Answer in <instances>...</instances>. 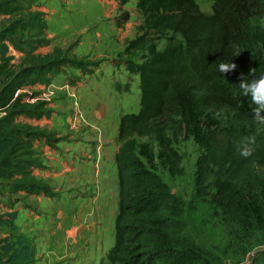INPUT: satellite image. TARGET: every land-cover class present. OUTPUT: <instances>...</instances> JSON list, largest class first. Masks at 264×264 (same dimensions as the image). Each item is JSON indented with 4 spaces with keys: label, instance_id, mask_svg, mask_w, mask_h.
Listing matches in <instances>:
<instances>
[{
    "label": "trees",
    "instance_id": "obj_1",
    "mask_svg": "<svg viewBox=\"0 0 264 264\" xmlns=\"http://www.w3.org/2000/svg\"><path fill=\"white\" fill-rule=\"evenodd\" d=\"M115 1L123 7L130 0ZM210 1L211 13H206L196 0H134L142 22L123 54L127 69L139 77V109L119 121L118 211L106 255L110 264L200 263L201 249L186 232L184 201L157 173L158 164L171 176L184 173L174 147L181 139L192 138L199 147L196 197H209L227 224L264 232V123L254 119L256 105L239 88L242 78H252L250 69L264 72V31L251 24L264 12V0ZM128 19L123 12L118 25ZM159 39L166 41L162 49ZM137 55L140 62L132 59ZM221 62L236 68L221 73ZM46 66L25 68L0 87V111L6 110L0 116V180L21 176L13 191L48 193L28 179L33 133L15 125L10 113L19 105V96L13 99L16 89L40 79ZM251 137L254 144H248ZM246 144L253 148L247 157L241 155ZM16 216V211L0 213V226L14 229ZM32 261L20 235L0 247V264Z\"/></svg>",
    "mask_w": 264,
    "mask_h": 264
},
{
    "label": "crops",
    "instance_id": "obj_2",
    "mask_svg": "<svg viewBox=\"0 0 264 264\" xmlns=\"http://www.w3.org/2000/svg\"><path fill=\"white\" fill-rule=\"evenodd\" d=\"M108 19L106 22L113 24L108 25L112 30L103 37L96 34L99 40L107 39L108 43L80 39L65 57L85 62L104 59L96 66L77 67L68 61L59 65L54 59L61 55V46L52 33L34 34L20 41L14 31L0 34V87L25 68L49 64L41 71L40 79L16 89L13 99L19 96V105L10 110L13 123L33 133L34 162L28 166V179L46 187L48 193L14 194L28 195L29 199L40 194L45 198H118L115 155L121 147L119 121L128 113L126 102L133 74L124 61L113 62V58L135 33L130 32L127 23L117 25L115 18ZM87 45L93 48L87 51ZM5 114L6 110L0 111V116ZM20 220L18 217L14 222L12 234L2 239L0 247L13 242L16 233L32 251L33 261L29 264H84L78 245L80 240L86 243L78 233L81 226L73 223L49 228L34 222L21 225ZM3 227L10 229L7 225L0 226Z\"/></svg>",
    "mask_w": 264,
    "mask_h": 264
},
{
    "label": "rangeland",
    "instance_id": "obj_3",
    "mask_svg": "<svg viewBox=\"0 0 264 264\" xmlns=\"http://www.w3.org/2000/svg\"><path fill=\"white\" fill-rule=\"evenodd\" d=\"M196 2L203 12L211 13L210 0ZM123 12L129 15L127 28L136 36L142 17L135 8L134 0H130L123 7L115 0H0V34H5V31L11 28L16 40L20 41L34 34L52 33L61 46V55L54 61L64 65L65 61H68L65 57L72 53L80 39L91 38L94 42L108 43L107 39L99 40L96 34L100 33L103 37L109 33L112 28L110 29L108 25L113 24L106 21L108 18H115L119 22ZM259 12L261 14L257 13L251 24L253 28L264 31V12ZM34 24L37 25L34 27ZM165 43V39L156 41L159 49H162ZM91 48L92 45L85 46L87 51ZM77 50L80 51V47ZM104 50L107 53L108 50ZM44 58L48 61V58ZM127 58L122 49L121 53L115 54L113 62H125ZM132 59L140 62V55ZM80 60L85 65L95 66L104 62V59H100L101 62ZM138 83V75H131L130 93L126 102L128 112H137L140 95ZM225 142L227 140L224 139ZM174 147L182 156L184 173L180 176H171L159 164L157 173L169 184L173 193L184 201L186 232L202 253L199 264H264V232L257 228L245 232L240 227L227 224L221 214L211 207L209 197H196L194 172L199 155L198 145L192 138H188L176 141ZM19 180L17 177L0 180V213L16 211L17 217L14 222L19 217L21 225L34 222L51 228L54 225L76 223L81 226L78 233L86 242L80 240L78 243L81 249L79 256L84 255V264H110L106 255L114 243L118 198L115 200L87 197L65 199L58 196L45 198L40 194L39 197L29 199L28 195L22 197L13 193L17 191H13V187ZM9 234H12L11 229L0 228V242ZM14 234V237L18 236Z\"/></svg>",
    "mask_w": 264,
    "mask_h": 264
},
{
    "label": "clouds",
    "instance_id": "obj_4",
    "mask_svg": "<svg viewBox=\"0 0 264 264\" xmlns=\"http://www.w3.org/2000/svg\"><path fill=\"white\" fill-rule=\"evenodd\" d=\"M236 68V65L232 62L219 64V71L225 73ZM252 72V78L250 80L242 78L239 83V88L243 91L244 95H251L252 101L256 105L254 109V119L257 122L264 123V72L256 74L254 70ZM255 138L251 137L248 139V144H254ZM248 144L243 148L241 155L247 157L252 154L253 148L249 147Z\"/></svg>",
    "mask_w": 264,
    "mask_h": 264
},
{
    "label": "built area",
    "instance_id": "obj_5",
    "mask_svg": "<svg viewBox=\"0 0 264 264\" xmlns=\"http://www.w3.org/2000/svg\"><path fill=\"white\" fill-rule=\"evenodd\" d=\"M65 86L70 87L68 84H65Z\"/></svg>",
    "mask_w": 264,
    "mask_h": 264
}]
</instances>
